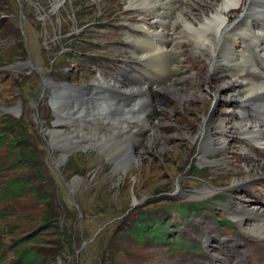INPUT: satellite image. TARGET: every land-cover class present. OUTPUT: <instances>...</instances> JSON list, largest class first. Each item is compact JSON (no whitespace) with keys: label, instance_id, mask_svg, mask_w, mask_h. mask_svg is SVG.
Wrapping results in <instances>:
<instances>
[{"label":"rangeland","instance_id":"1","mask_svg":"<svg viewBox=\"0 0 264 264\" xmlns=\"http://www.w3.org/2000/svg\"><path fill=\"white\" fill-rule=\"evenodd\" d=\"M55 1L0 0V136L24 132L22 147L35 156L30 170L18 162L11 138L0 146V264L17 261L23 248L42 251L29 264H101L99 238L110 264H264V226L248 216L253 207L264 211V177L253 184L244 179L243 140L231 121L225 120L232 136L210 133L223 109L236 111L234 98L222 92L215 102L200 89L176 102L162 91L168 80L140 89L143 95L121 111L106 109L96 88L122 60L133 74L144 66L154 79L153 72L169 77L167 65L153 64L160 50L130 25L153 22L154 7L145 13L129 10L127 0H63L54 10ZM166 7L158 22L168 29ZM207 67H195L191 79ZM49 99L58 106L57 121ZM8 119L20 126L6 127ZM133 121L132 133L113 136L119 123ZM251 154L264 158L263 146ZM21 182L8 194V184ZM40 191L52 197L58 226L74 234L73 255L65 242L52 259L51 233L28 243L44 210ZM188 205L185 213L174 209ZM144 213L165 240L132 233Z\"/></svg>","mask_w":264,"mask_h":264},{"label":"bare ground","instance_id":"2","mask_svg":"<svg viewBox=\"0 0 264 264\" xmlns=\"http://www.w3.org/2000/svg\"><path fill=\"white\" fill-rule=\"evenodd\" d=\"M62 1H55L54 10ZM127 1L128 9L135 12L150 13L154 7L153 22H130V25L132 29H138L142 36L150 37L153 50H160L153 56V64L159 67L169 65V77L166 74H159L158 77L160 81L170 80V85L161 88L165 94L176 102L184 103L193 98V92L202 89L215 102L220 100L222 92L225 93L223 99L233 97L237 102L236 111L228 108L221 111L224 119L210 133L217 139L228 134L232 136L233 128L228 123L232 122L237 133L240 132L238 137L243 140L238 147L245 152V160L240 166L246 171L244 179L252 184L258 182L264 177V158L257 159L251 152L256 145L264 148V0ZM166 6L172 10L167 30L158 22L159 16L166 15ZM235 14L237 17L231 19ZM122 22L128 21L123 19ZM160 22L165 23V20ZM165 34L169 41L167 47L163 44ZM127 37L135 38L128 33ZM203 63L208 64L204 74L191 79L193 69L200 68ZM124 73L116 79L98 82L96 89L103 94L100 100H104L108 110L121 111L124 104L134 102L136 97L143 95L139 89L128 90L119 85L125 81ZM135 80L139 81V77L136 76ZM177 86L180 88L177 89ZM133 129V123L121 122L113 136L132 133ZM263 212L253 207L248 216L264 226Z\"/></svg>","mask_w":264,"mask_h":264},{"label":"trees","instance_id":"3","mask_svg":"<svg viewBox=\"0 0 264 264\" xmlns=\"http://www.w3.org/2000/svg\"><path fill=\"white\" fill-rule=\"evenodd\" d=\"M4 124L6 127L9 128H17V126H20L19 123H17L15 120H6L4 121ZM4 133V136H0V146L7 140V138H11V143L9 144L11 148H16V155L18 158V162L24 163L25 168L32 170L34 168V158L35 156L31 154L27 150L26 147H22V143H25V140L27 136L24 132L20 131H7ZM24 182L21 183H11L7 186V192L10 194V192H15L16 187L22 186ZM7 194V195H8ZM39 199L41 206H43V213H38V222L36 224V230L33 232V234L28 235V243L34 242L40 235L51 233V236L54 237V241L52 243V246L49 248V254L52 259H55L56 256H60L63 252V246L64 243H67L68 250L65 252H68V254L73 255L74 252L71 250L72 248V242L75 241L74 234L71 232H67L66 229L60 228L57 224V220L59 218V213L55 212V209L51 207V196L45 195L43 191L37 192L35 194ZM192 205H188L186 207H179L175 208L176 210L180 211L181 213H185L189 208H191ZM149 215L147 213H144L138 217V221L136 222V228L132 231V233L137 237V239H141L142 236H148L151 239H154L155 241L162 240V236L160 233H158V227L159 224H156L154 222H151L149 219ZM160 223V222H159ZM153 225V226H152ZM141 230V231H140ZM76 238V237H75ZM78 245L80 243V240L77 242ZM106 244L105 240L97 239L96 245L97 248L99 247L103 253L101 255V264H106L109 261V264L111 261H114V259L111 256V253L108 254L107 249L103 248V245ZM25 245V244H24ZM88 246H92V243H90ZM24 250L17 251L18 260L15 262H12L11 264H29L31 261H33L35 258L40 259L41 258V252L34 251L30 248H23ZM99 249V250H100ZM86 252H88V248L86 249ZM108 254V255H107ZM88 255L85 258H87Z\"/></svg>","mask_w":264,"mask_h":264},{"label":"water","instance_id":"4","mask_svg":"<svg viewBox=\"0 0 264 264\" xmlns=\"http://www.w3.org/2000/svg\"><path fill=\"white\" fill-rule=\"evenodd\" d=\"M47 80L45 81V83H47V82H50L51 81V79L50 78H46ZM122 88H126V89H128V90H135V89H143V88H148V87H146V86H130V82H128V80H127V82L125 83V84H119ZM138 85H142V84H138ZM64 85H61L59 88H61V87H63ZM48 105H49V108L51 109V116L54 118V119H56V121L58 120V112H57V105L56 104H54V102H53V100H51V99H49V102H48ZM107 109V108H106ZM103 113V112H102ZM130 117H126V119H129ZM122 121H125V118L122 120ZM135 121H133V122H128V124H132V123H134ZM110 123H111V121H110ZM69 154H71V153H69ZM69 154H67L66 155V157H64V159L63 160H65L66 158H67V156L69 155ZM71 183V182H70ZM68 186V188H69V185H67ZM69 189H71V188H69ZM87 244V242H85V243H83V246L84 245H86Z\"/></svg>","mask_w":264,"mask_h":264}]
</instances>
